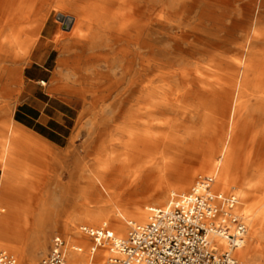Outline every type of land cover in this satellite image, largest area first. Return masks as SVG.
<instances>
[{"label": "bare ground", "instance_id": "obj_1", "mask_svg": "<svg viewBox=\"0 0 264 264\" xmlns=\"http://www.w3.org/2000/svg\"><path fill=\"white\" fill-rule=\"evenodd\" d=\"M45 2L50 12L61 13L64 19L71 13L74 20L70 36L58 35L61 78L55 81L91 80L93 88L83 90H110L111 94L127 90L123 102H132L125 111H111L113 120L122 119L123 127L101 145L98 168L89 169L88 187L82 194L89 203L82 204V221L110 223L114 234L124 238L128 232L124 220L146 223L152 208L146 203L163 205L172 193L188 191L200 174L207 173L214 177V189L224 193L232 186L238 188L237 209L249 218L248 235L235 251L236 258L241 264H255L261 256L264 264V16L255 22L252 15L255 7L264 9V0L244 2V19L229 27L226 18L237 22L231 17L235 13L223 14L221 0ZM196 9L201 12L192 22ZM208 21L212 24L206 26ZM238 30L243 33L241 43L235 42ZM82 63L97 64L96 71L90 69L94 77L74 74ZM63 88L71 90L63 85L52 90ZM98 115L102 121L110 119L105 109ZM22 139L31 141L11 129L1 141L0 165L7 185L15 159L42 162L19 144ZM118 147L125 150L124 159L116 152ZM133 165L137 172L156 173L159 178L152 191H135L145 195V201L129 212L121 204L124 193L111 190L114 180L109 175ZM7 222L11 224L5 228L8 234H21L15 218ZM66 239L70 242L66 264H89L91 253H74L72 234ZM33 245L41 244L34 238ZM36 253L29 256L32 264H40ZM108 256L103 245L94 258L101 261Z\"/></svg>", "mask_w": 264, "mask_h": 264}, {"label": "rangeland", "instance_id": "obj_2", "mask_svg": "<svg viewBox=\"0 0 264 264\" xmlns=\"http://www.w3.org/2000/svg\"><path fill=\"white\" fill-rule=\"evenodd\" d=\"M247 1L248 0H221L222 13L229 15L230 11H234L235 15H232L231 17L237 20V22H232V19L226 18V27L232 26V23L239 25L240 21L244 19L242 13L244 11L242 8L243 3ZM200 12V9H196L192 15V22L196 21L197 15ZM59 15L63 14L51 11L50 21L53 25H55V28L58 29V35L64 34V36L68 37L70 36L68 34L69 31H63L60 29L63 23L58 20ZM252 15L254 17V21L256 22L257 17L260 15L264 16V9L255 7L252 11ZM64 16L71 17L72 14L67 13ZM211 24L212 23L209 21L206 22V26ZM242 34L243 33L240 30L236 32L235 42H243ZM57 55L58 51H54L52 57L56 58ZM69 60L71 61V59ZM92 68H95L94 70L96 71L97 64L91 63L86 65L82 63L78 64L77 68H75L73 72L74 74L77 73L78 76L82 75L92 78L94 77L92 73L95 72L90 71ZM90 75H92V77ZM93 84L94 82L91 80L77 81V78L64 79L59 84V86H68L71 90H65L63 88V90L57 91H64V93H66L69 97L75 99L78 102L79 107L82 108V115L75 130V138L68 151L61 155L55 154L54 152H46L42 155V153L38 150L31 148L27 149L29 155L39 156L41 159H45L46 167H44V169L38 167L35 163L33 164V161L29 158H18L13 161V164H16L14 167L15 171L12 176L14 188H17L18 190H27L30 194L44 195V200H42L41 196L40 201L42 204H45L47 208H50L51 219L58 218V213L62 215V217H60L62 220L61 222L18 221L16 224H18L21 234L17 235L13 232L8 234L5 228L7 225L11 224H8L7 219L16 217L17 219H32L34 218V215L31 212L30 215L22 214L19 218L17 214L15 215L16 217L14 215L10 216L8 207L0 203V252L7 251L13 254L18 260V264H32L29 262V256L33 251L37 252L36 262L41 264L42 259L50 249L53 238L56 236H62L67 243V247L70 248V242L66 239V237L70 234H72L71 244L75 247L73 252L77 254L89 255L90 249L93 246V241L89 236L82 233L80 229L84 226L98 228L104 225V222L92 225L82 221L84 218V215L81 212L84 207L82 204L84 202L89 203L87 199H82V194L86 191L85 188L88 187L87 178L91 175L89 174V169L91 168L92 170L94 168H98L97 158L101 151V145L113 137L118 128L123 127V123L121 122L122 119L115 118L113 120V114L111 111H113L114 108H117L116 110H118V108L119 110L123 108V111H125L129 108V105L132 102L130 104L123 102L126 97L125 93L127 90H115L113 94H111L110 90H83L88 87L91 88ZM98 99L102 101L99 102ZM100 109H105V111L108 112V117L110 119L102 121L101 117L98 115V111H100ZM144 125L145 124H142L140 126L142 130L145 129ZM102 129H106V133H102ZM9 133L10 130L7 135H9ZM6 136H4L2 140ZM2 150L0 142V154ZM116 152L122 154L120 159L125 158V156H123L125 153L123 148L118 147ZM1 166L3 167V165ZM25 171L31 172L32 174L26 176ZM201 176H211V174H200L197 177V180ZM109 177L114 180V183L112 181L110 184L111 190L116 194L124 193L126 199L121 201V204L124 205L126 210L129 212L134 210L140 202L145 201L146 196L137 195L135 191H141L142 188L152 191L158 186V182L156 180L159 178L156 173L143 175L137 172L135 165L122 169L120 168V171L118 172L114 170ZM192 188L190 187V189L184 193H172L171 196H173V194H187ZM215 190L220 192L223 191L218 188ZM224 193L235 194L239 197L238 188L233 186L230 187V190L226 192L224 191ZM171 196L163 205L154 202H148L146 204L151 207H164L169 203ZM241 206L244 207L245 204L242 203ZM241 214L248 223V216L244 212ZM130 220L131 219L124 220L128 226V231ZM16 224H12V226L14 227ZM107 226L113 230L110 223H108ZM246 235H248V233ZM12 237H14V239ZM34 238L39 240L41 245H33ZM79 249H83V252L79 251ZM22 256L24 258L23 262L20 261ZM91 260L92 259L90 258L89 264H91ZM93 260L98 261L95 258ZM262 262L263 258L260 256L259 261L255 264H261ZM239 263L241 264V262Z\"/></svg>", "mask_w": 264, "mask_h": 264}, {"label": "crops", "instance_id": "obj_3", "mask_svg": "<svg viewBox=\"0 0 264 264\" xmlns=\"http://www.w3.org/2000/svg\"><path fill=\"white\" fill-rule=\"evenodd\" d=\"M50 17L45 0H0V142L9 130H20L31 139L19 141L23 148L38 150L42 155H61L74 141L82 108L64 91L52 90L59 85L55 79L61 72L58 29ZM54 51H58L56 58L52 57ZM32 163L46 167L45 159ZM13 174L11 182L5 184V170L0 165V203L8 207L10 216L17 214L19 218L32 212V219H15L62 221L60 213L58 218H50V208L40 201L44 195L15 189Z\"/></svg>", "mask_w": 264, "mask_h": 264}, {"label": "built area", "instance_id": "obj_4", "mask_svg": "<svg viewBox=\"0 0 264 264\" xmlns=\"http://www.w3.org/2000/svg\"><path fill=\"white\" fill-rule=\"evenodd\" d=\"M239 203L235 194L214 189L213 176H201L189 193L173 194L166 206L150 208L146 223L130 222L125 238L117 237L107 224L84 226L81 231L93 241L91 264H240L235 251L243 244L248 225L237 209ZM103 245L110 256L94 261ZM66 251L65 239L54 237L41 264H66ZM0 264L18 260L2 251Z\"/></svg>", "mask_w": 264, "mask_h": 264}, {"label": "water", "instance_id": "obj_5", "mask_svg": "<svg viewBox=\"0 0 264 264\" xmlns=\"http://www.w3.org/2000/svg\"><path fill=\"white\" fill-rule=\"evenodd\" d=\"M58 20H60L63 23L62 29L64 31H70L72 26H73V18L71 17H66L65 19L63 18V16L59 15L58 16Z\"/></svg>", "mask_w": 264, "mask_h": 264}]
</instances>
